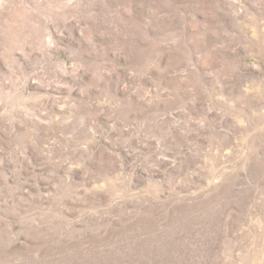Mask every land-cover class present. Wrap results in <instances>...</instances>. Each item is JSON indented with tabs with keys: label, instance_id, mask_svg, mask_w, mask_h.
<instances>
[{
	"label": "rangeland",
	"instance_id": "1",
	"mask_svg": "<svg viewBox=\"0 0 264 264\" xmlns=\"http://www.w3.org/2000/svg\"><path fill=\"white\" fill-rule=\"evenodd\" d=\"M0 264H264V0H0Z\"/></svg>",
	"mask_w": 264,
	"mask_h": 264
}]
</instances>
